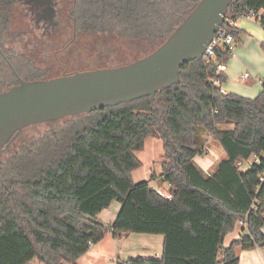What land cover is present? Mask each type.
Wrapping results in <instances>:
<instances>
[{
	"label": "trees",
	"instance_id": "16d2710c",
	"mask_svg": "<svg viewBox=\"0 0 264 264\" xmlns=\"http://www.w3.org/2000/svg\"><path fill=\"white\" fill-rule=\"evenodd\" d=\"M199 1L76 0L77 29L92 37L114 33L122 41L162 44ZM19 6L20 0H0V39ZM247 11L262 12L264 30V0H232L224 23ZM231 33L237 43L239 32ZM230 59L225 49H216L214 63L201 58L186 64L179 81L153 99L67 117L49 136L3 159L0 264H75L108 232L114 238L163 237L159 259L118 264H239L237 248L264 254V79L253 99L222 93L227 78L217 65ZM2 67L0 58L5 74ZM201 131L225 154L210 176L193 161L204 152ZM148 138L163 142L161 173L135 183L132 173L142 166L136 153ZM254 156L258 162L246 171L237 167ZM155 180L168 186L171 199L151 186ZM113 203L120 209L105 225L98 216ZM239 221L247 223L248 236L224 247Z\"/></svg>",
	"mask_w": 264,
	"mask_h": 264
},
{
	"label": "water",
	"instance_id": "95a60500",
	"mask_svg": "<svg viewBox=\"0 0 264 264\" xmlns=\"http://www.w3.org/2000/svg\"><path fill=\"white\" fill-rule=\"evenodd\" d=\"M231 2L200 0L157 49L127 65L20 81L1 92L0 150L23 128L153 99L179 81L186 64L202 58Z\"/></svg>",
	"mask_w": 264,
	"mask_h": 264
},
{
	"label": "rangeland",
	"instance_id": "374dc122",
	"mask_svg": "<svg viewBox=\"0 0 264 264\" xmlns=\"http://www.w3.org/2000/svg\"><path fill=\"white\" fill-rule=\"evenodd\" d=\"M66 1L71 2L72 0ZM67 13L68 10L64 12L62 19H67ZM20 15L21 12L18 9L14 11L13 15H11L10 24L8 26V29L10 30L8 44L12 45V47L10 46L11 48L15 47V49L18 46L19 54L25 57V59L30 60L31 63L29 64V67L33 74L29 76L38 75L47 76L48 78L58 77L62 72V68L56 62L55 50L63 49L68 45L69 48L66 50L65 56L61 57L60 55H57V58L60 61L63 60L70 71H88L91 69H107L127 65L146 57L161 44V42L155 41H122L119 37L114 36V33L110 37L99 34L92 37L89 36V34H84L72 39L69 36V31L63 36L56 37L54 41H50L52 42L51 45L48 39H43L41 44L42 51L48 49V52L44 55L43 52H39L40 46L35 49H32V46L30 49V43L27 44L26 39H24V45H29V48L24 46L23 50V40L20 42L19 39L17 40L16 38H12V34H17L20 29L27 30L30 26V22H25V19L23 23V17ZM31 44L33 43L31 42ZM2 68L6 71L4 64ZM9 80L10 79H8V81ZM11 81H13L12 78ZM255 85L257 88L256 90L260 89L258 84ZM1 87L0 90H2ZM67 120L69 119L64 118L51 123H43L24 128L22 134L25 139L17 142L15 146L16 150L18 151L21 145H28L33 142H37L41 137L43 138L44 136H49L51 130H55L56 128L62 126ZM200 136L205 144L202 148L204 152L201 156H197L196 159L201 165L207 166L208 169L212 165V163H210V159H212V157H217V147L216 144H214V141L209 138L210 136H208V134L200 132ZM156 141H160V139L157 140V138H148L145 141L144 149L136 153V157L141 161L142 167L133 173V180L135 183L148 181L150 179L149 175L152 171L157 177L160 175L161 153L154 151L153 148V144L155 145ZM164 187L168 188L167 185ZM38 263L39 262L37 260L33 262V264Z\"/></svg>",
	"mask_w": 264,
	"mask_h": 264
},
{
	"label": "crops",
	"instance_id": "0c3cea01",
	"mask_svg": "<svg viewBox=\"0 0 264 264\" xmlns=\"http://www.w3.org/2000/svg\"><path fill=\"white\" fill-rule=\"evenodd\" d=\"M259 14H262V12ZM236 30L239 32L238 42L236 43L234 56L226 64V69L223 72L227 81L220 88L224 94H235L243 98L253 99L260 93L261 81L264 79V30L260 27L257 20L241 18L236 20ZM245 75H248V77L245 78ZM255 84H258L260 89L256 90ZM219 129L231 130L232 127L221 126ZM209 138L212 139L211 136ZM214 144L217 147V157L210 159V163H212L210 168L207 169V166L201 165L196 157L193 160L195 165L206 176H210L215 171L218 163L225 156L224 151L215 141ZM153 148L154 151L161 153L162 163L164 155L163 142L161 140L156 141L155 145L153 144ZM158 182L159 180L153 181L151 186L168 192V188ZM119 209L120 205L113 203L108 210L103 211L98 216V219L108 225L115 220ZM244 234H247L246 229L238 225L233 232L225 237L224 247H228L231 242L237 240L238 235ZM162 248L163 237L161 236L131 234L114 238L112 233L108 232L101 242L91 246L89 251L77 260L75 264H118L135 258L159 259L162 255ZM236 253L239 258V264H264V254L258 248L250 250L237 248ZM33 261H36V259Z\"/></svg>",
	"mask_w": 264,
	"mask_h": 264
},
{
	"label": "flooded vegetation",
	"instance_id": "af4514ba",
	"mask_svg": "<svg viewBox=\"0 0 264 264\" xmlns=\"http://www.w3.org/2000/svg\"><path fill=\"white\" fill-rule=\"evenodd\" d=\"M18 10L21 12L20 16L23 17V23L24 19L25 22H30V26L27 30L20 29L17 34H12V38H16L17 40L19 39L20 42L23 40V50L24 46L29 48L30 45V49L32 46V49L40 46L39 52H43L44 55H46L48 49L42 51L41 47L43 39H48L49 42L54 41L56 37L63 36L69 31V36L72 39L86 34L83 31H79L77 29L75 15V12L77 13L76 0H72L71 2H67L66 0H20V6ZM66 10H68L67 19L64 20L62 19V16ZM9 35L10 30L7 27V29H5L2 33V39H0V58L2 59L6 68L5 74L4 72L0 74V84L6 86L5 90L10 88L9 84L12 82L11 78L16 83V85H18L20 81H26L25 78L33 74L29 67V64L31 63L30 60L25 59V57L19 54L18 46L16 49L13 47V49L11 48L12 45L8 44ZM24 39H26L27 44H30L24 45ZM31 42L33 44H31ZM51 43L52 42H50V45ZM68 48L69 45L63 49L55 50L56 62L62 68V72L58 77L62 75L73 74L75 72H82L77 70L70 71L66 63H64L63 60L60 61L57 58V55L64 57ZM1 70L4 71L3 68ZM8 79L10 80L8 81ZM23 129L15 133L0 150V169L1 165L3 164V159H5L9 154L15 155L19 152L22 145L19 147L18 151L16 150L15 146L18 141H23L25 139L22 134ZM54 131L55 130H51V132Z\"/></svg>",
	"mask_w": 264,
	"mask_h": 264
},
{
	"label": "built area",
	"instance_id": "2783aa9c",
	"mask_svg": "<svg viewBox=\"0 0 264 264\" xmlns=\"http://www.w3.org/2000/svg\"><path fill=\"white\" fill-rule=\"evenodd\" d=\"M260 12H254V11H247L244 14H242L239 18L241 19H253L257 20L259 19ZM238 18V19H239ZM231 29H236V20H227L226 23H224L220 26L218 31L214 34V37L210 44L206 47L202 60L204 61L205 64H211L216 61V49H225L231 57L234 56V52L236 49V41L235 37L231 33ZM226 69V64H218L217 65V73H223ZM248 75H245V78H247ZM215 85H218L219 82L215 81ZM223 93V92H222ZM258 158L256 156L252 157L251 159L244 161V162H239L237 163V167L241 169L242 171H246L251 167L253 163H257ZM260 181L264 182V174L260 177ZM158 194H160L162 197L165 199H171V196L169 194V191H165L164 189L160 188H155ZM239 226H242L244 229L247 231V223L245 221H239L238 222ZM261 233L264 234V228L261 229ZM248 236L247 234L244 235H238L237 240H241L243 237ZM34 261H31L29 264H33Z\"/></svg>",
	"mask_w": 264,
	"mask_h": 264
}]
</instances>
